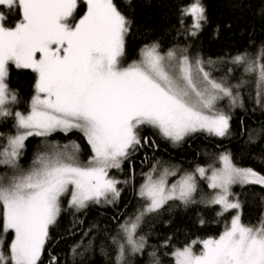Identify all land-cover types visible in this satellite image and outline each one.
<instances>
[{"label":"snow or ice","instance_id":"obj_1","mask_svg":"<svg viewBox=\"0 0 264 264\" xmlns=\"http://www.w3.org/2000/svg\"><path fill=\"white\" fill-rule=\"evenodd\" d=\"M5 6L8 11H0V121L14 122L12 130L0 132L6 141L0 146V168L5 169L0 172V264H44L50 230L62 213L116 204L119 185L129 181L117 179L111 170H122L145 148L159 147L143 134L146 129L176 145L199 133L232 135V113L244 108L240 89L249 81L232 84L228 74L217 78L211 71L214 61L190 56L187 47L164 52L158 42L144 45L139 59L127 62L132 21L117 0H0V9ZM13 14L16 22L6 26ZM180 15L187 36H198L208 22L203 0H192ZM186 17L192 20L187 28ZM229 63L254 77L255 103L264 108V46L255 55L237 54ZM12 66L35 74L26 113L12 107L19 102L8 83ZM224 100L228 103L221 106ZM71 132L86 141V161L75 141L61 145L49 139ZM32 137L46 147L25 168L21 161ZM141 175L143 182L134 190L141 206L112 237L115 264H129V256L146 251L148 235L141 232L150 218L200 203L220 206L218 217L232 210L235 215L218 236L166 252L174 264H264V216L255 225L245 224L242 192L234 191L236 186L264 188V175L239 166L229 151L192 171L161 167L157 161ZM171 177L178 178L170 182ZM199 222L206 223L203 218ZM75 227L70 223L69 235ZM171 241L170 236L160 247H170ZM78 248L71 249L74 255ZM48 255V264H60L56 255ZM148 255L152 264H163L155 249Z\"/></svg>","mask_w":264,"mask_h":264},{"label":"trees","instance_id":"obj_2","mask_svg":"<svg viewBox=\"0 0 264 264\" xmlns=\"http://www.w3.org/2000/svg\"><path fill=\"white\" fill-rule=\"evenodd\" d=\"M191 2L131 0L129 4L127 0H117L121 10L132 21L126 41V61L138 59L144 45L158 42L164 52L173 46L187 47L190 56L214 61L211 71L217 78L228 74L232 84L241 80L249 81L240 89L244 108H236L232 113V135L218 138L199 133L176 145L160 137L154 130L146 129L143 134L154 139L159 147L155 150L145 148L135 153L130 161H126L122 170H111V175L117 179L129 181L127 185H119L122 189L120 200L112 205L91 204L79 212L68 209L62 213L58 224L50 230V240L42 257L44 264H48L49 253L56 255L60 264H115L116 249L112 237H118L119 225L127 217L133 216L141 206L134 190L142 181L141 174L157 161L164 165L178 163L182 168L193 169L197 164H211L219 153L229 151L239 166L253 168L264 175V108L255 103L254 77L246 74L243 66L229 63L237 54L248 52L255 55L264 46V0H203L208 22L196 37L187 36L180 25V9ZM0 10L8 11L6 7ZM15 19V15L11 16L6 26L13 25ZM191 23V17H186L184 27L187 28ZM229 68L233 69L231 73H228ZM34 82L35 74L30 69L11 67L8 83L10 89L17 93L19 101L14 105L15 109H29ZM12 124L11 119L0 121V132H9ZM49 139L61 145L75 141L81 146L83 161L90 155L86 141L78 132H71L67 136L54 133ZM5 142L0 139V146ZM26 144V155L21 161L25 168L34 155L46 147L38 137L29 138ZM3 171L5 169L0 168V172ZM234 190L242 192L243 222L257 224L264 216V188L253 185L241 189L236 186ZM64 206L67 207L65 198ZM219 211L220 206L207 207L203 203L187 208L174 207L171 211L165 209L158 217L150 218L142 226L141 234L148 235L149 247L142 255L129 256V264H152L148 253L154 249L163 264H174L172 257L165 255L166 252L170 253L174 247H182L197 238L215 237L223 230L231 212L218 217ZM201 218L206 223L201 224ZM72 222H75L76 227L69 235L68 229ZM170 236L171 246L160 247ZM76 245H79L78 254L74 255L71 249Z\"/></svg>","mask_w":264,"mask_h":264},{"label":"rangeland","instance_id":"obj_3","mask_svg":"<svg viewBox=\"0 0 264 264\" xmlns=\"http://www.w3.org/2000/svg\"><path fill=\"white\" fill-rule=\"evenodd\" d=\"M189 4H190V3H189ZM5 7H6V6H5ZM6 8H7V7H6ZM0 11H1V10H0ZM14 15H15V14H13L12 16H14ZM15 22H16V19H15L14 23H15ZM14 23H13V25H14ZM138 59H139V58H138ZM227 103H228L227 100H224V101L221 102V106H226ZM12 107H13L14 110H17V109L14 108V105H13ZM20 111H22V110H20ZM27 111H28V110H26V111H22V112H25V113H26ZM13 122H14V121H13ZM155 163H156V162H155ZM160 166H161V167H169V168H173V167H175V168H179V169L186 170V171H192V170L196 167V166H195L193 169L182 168V167H180V165H179L178 163H171V164H169V165H164V164H161V163H160ZM151 167H152V166H151ZM151 167H150L147 171H145V172H148V171L151 169ZM262 175H263V174H262ZM176 178H178V177H171V178H170V182H171V180H174V179H176ZM142 182H143V178H142V181L140 182V184H141ZM140 184H139V185H140ZM139 185H138V187H139ZM138 187H137V188H138ZM201 188L204 190L205 193H210V190L205 189L206 186H205V183H204V182H201ZM234 191H235V190H234ZM197 198H199V197H197ZM65 199H66V203H67V197H65ZM230 212H231V214H230V216H229V218H230L229 221L231 220V216H232V215H235V210H232V211H230ZM240 212H241V210H240ZM135 213H136V212H135ZM135 213H134V215H135ZM134 215H133V216H134ZM128 218H129V217H127L125 220H127ZM229 221H228V222H229ZM124 222H125V221H124ZM218 235H219V234H218ZM218 235H217V236H218ZM182 247H183V246H182ZM195 250H196V251H199V250H200V246L197 245L196 248H195Z\"/></svg>","mask_w":264,"mask_h":264}]
</instances>
